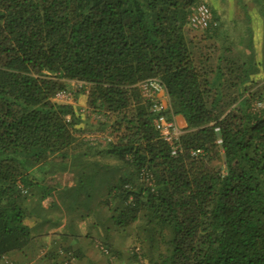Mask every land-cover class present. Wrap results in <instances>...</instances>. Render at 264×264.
Returning <instances> with one entry per match:
<instances>
[{
	"label": "trees",
	"instance_id": "trees-1",
	"mask_svg": "<svg viewBox=\"0 0 264 264\" xmlns=\"http://www.w3.org/2000/svg\"><path fill=\"white\" fill-rule=\"evenodd\" d=\"M203 3L0 0V264H100L84 228L109 264H264V54L213 7L195 28ZM151 79L186 121L174 142Z\"/></svg>",
	"mask_w": 264,
	"mask_h": 264
},
{
	"label": "rangeland",
	"instance_id": "rangeland-1",
	"mask_svg": "<svg viewBox=\"0 0 264 264\" xmlns=\"http://www.w3.org/2000/svg\"><path fill=\"white\" fill-rule=\"evenodd\" d=\"M205 2L216 11L220 22L225 23L223 27V41L225 43L234 46L238 52H242L251 40L250 42H253L252 47L259 56L258 58H260L261 52L264 54V12L260 1L205 0ZM72 88H75L74 84ZM81 232L84 236L79 247L91 256L90 259L87 257V261L97 260L95 258L97 256L100 257L98 263L109 264L108 258L101 253L100 245L93 240L95 238L94 233H96L95 229L84 228ZM125 253L127 255L123 256V259L119 260L117 264H137L136 261L130 260L132 259L130 257L132 250L127 249Z\"/></svg>",
	"mask_w": 264,
	"mask_h": 264
},
{
	"label": "built area",
	"instance_id": "built-area-1",
	"mask_svg": "<svg viewBox=\"0 0 264 264\" xmlns=\"http://www.w3.org/2000/svg\"><path fill=\"white\" fill-rule=\"evenodd\" d=\"M211 18L212 14L209 5L207 3H203L191 16L190 21L195 28L206 29L211 23ZM79 87H82V84H80ZM141 88L143 90L144 97L152 101V110L155 113L159 114L158 119L155 123L156 129L159 131L163 139L168 142H174L176 139H178L181 130L179 129L176 122L170 121L166 116L169 104L168 102H163V100H161V96L166 95L164 85L156 79H151L149 81L144 82L141 85ZM70 98L71 94H68L67 92L60 93L57 96V100L60 102H65L67 100L69 101ZM101 137L102 139H104V137L101 135L86 136V138H91L93 140H99V138ZM176 152L177 148L175 149L174 154H176ZM141 264L146 263L144 262V260H142Z\"/></svg>",
	"mask_w": 264,
	"mask_h": 264
},
{
	"label": "crops",
	"instance_id": "crops-1",
	"mask_svg": "<svg viewBox=\"0 0 264 264\" xmlns=\"http://www.w3.org/2000/svg\"><path fill=\"white\" fill-rule=\"evenodd\" d=\"M161 100H163V102H169L166 95L161 96ZM73 104H75V103L73 102ZM81 105H83V107H84V104H81ZM175 120H176V124L178 125L180 130L186 128L187 124L183 118L178 117V118H175ZM66 177H68V176H66ZM68 184H70V186H71L73 184V182L71 181ZM64 185H67V180L65 181ZM51 201L52 200H46V201H44L43 205L45 207H49L51 204L50 203ZM63 242L64 241L62 239H60L58 236L53 235V236H49V237H45V238H40L39 240H37L35 242L34 246H35V250L37 251V253L38 252L46 253L50 249L55 248L54 246H60L61 244H63ZM54 244H56V245H54ZM73 244H75V241L73 242ZM77 245L79 247V243H77ZM28 253H31V251H28Z\"/></svg>",
	"mask_w": 264,
	"mask_h": 264
}]
</instances>
